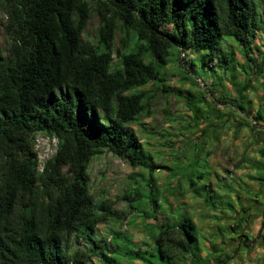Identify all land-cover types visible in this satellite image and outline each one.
<instances>
[{
    "label": "trees",
    "instance_id": "obj_1",
    "mask_svg": "<svg viewBox=\"0 0 264 264\" xmlns=\"http://www.w3.org/2000/svg\"><path fill=\"white\" fill-rule=\"evenodd\" d=\"M94 12L97 44L83 37ZM258 31L264 33V0H0V264H122L116 254L131 245L136 250L125 256L140 264H202L192 221L163 216L146 250L119 231L101 235L99 227L134 215L151 219L137 213L145 198L161 206L154 173L168 167L145 154L131 128L150 112L146 87L168 93L166 70L179 51L207 52L226 72L248 65L260 75ZM229 39L245 65L236 63L233 47L227 51ZM186 99L199 119V107ZM40 133L58 141L43 171L35 149ZM104 150L139 169L146 184L147 197L140 189L124 195L127 212L91 194L90 164ZM240 238L250 246L248 236Z\"/></svg>",
    "mask_w": 264,
    "mask_h": 264
},
{
    "label": "rangeland",
    "instance_id": "obj_2",
    "mask_svg": "<svg viewBox=\"0 0 264 264\" xmlns=\"http://www.w3.org/2000/svg\"><path fill=\"white\" fill-rule=\"evenodd\" d=\"M99 29V16L94 12L84 31V39L97 44ZM168 29L171 30V27ZM121 37L122 34L118 32L115 42L117 49L122 47ZM254 42V56L261 67L264 57L262 31H258ZM226 43L227 51L233 47L232 50L236 52V63L245 65L237 45L230 39ZM1 44L7 47L4 36L1 37ZM176 53L180 56L173 57L166 70L168 93H162L156 84L147 86L153 97L150 112L142 114L131 125L143 143L145 154L151 155L155 164L168 167L154 173L161 206L156 210L145 198L139 203L137 213L147 212L151 219L144 221L136 219V215L129 216L120 223L101 225L99 234L110 236L113 231H119L146 250L150 235L156 234L154 225L161 223L163 216L169 219L173 217L171 220L180 224L192 221L203 225L197 229L199 252L208 261L205 259L202 264H264V244H256L255 232L247 227L246 220L247 215H264V196L260 191L264 159L257 152L245 154L244 164L239 162L235 168L244 150L239 155L240 146L233 147L236 136L248 138V149L254 148L252 142L256 141L258 135L264 137V134H260L264 132V69L258 75L256 67L252 66L254 69H251L246 65V72H243L237 65L240 69L238 72L232 73L230 69L226 72L215 66L216 59L209 60L207 52L198 55L187 53L186 57L181 51ZM191 59H195L193 68L190 66ZM114 60L115 65L118 64L119 56L114 55ZM186 97L194 100L199 107V119H194V112L189 109ZM241 97L244 98L243 102L237 101ZM259 111L257 124L254 117ZM44 135L40 133L35 137L37 145L36 140L43 138L37 148L40 159L52 157L57 149V141L55 144L51 141L49 146ZM230 147H233L230 151L233 157L225 155L223 159L221 151H227ZM89 173L90 191L95 200L114 201L116 209L120 211L127 212L129 209L128 201L124 199L126 193L133 194L140 189L147 195L140 170L107 150L92 159ZM178 182L184 192L180 200L174 196ZM191 182H194V187L190 186ZM203 227L208 232L203 233ZM244 233L251 240L250 246L242 244L240 249L235 250L244 241L239 238ZM233 240L237 241L236 245L231 243ZM229 243L230 248L226 249L225 245ZM78 246L75 244L74 249ZM135 247L131 245L128 250L117 253L116 257L122 264H140V261L125 256L127 251H135ZM146 264L162 262L151 258L146 260Z\"/></svg>",
    "mask_w": 264,
    "mask_h": 264
},
{
    "label": "crops",
    "instance_id": "obj_3",
    "mask_svg": "<svg viewBox=\"0 0 264 264\" xmlns=\"http://www.w3.org/2000/svg\"><path fill=\"white\" fill-rule=\"evenodd\" d=\"M260 134H264V132L260 133ZM233 140H234L233 147L234 146H238V145L240 146L239 151H238L237 154H239V155L242 154L243 150H244V154L240 155L241 156V160L237 161V163L235 164V168H236V166L238 165L239 162L242 165L244 164V162L246 160L245 159L246 158L245 154H251V153L257 152L264 159V137H262V136L259 137V135L257 136L256 141L252 142L253 145H255L253 149L252 148L248 149V138L247 139H245V138L242 139L240 136H236V138L233 139ZM233 147H230L231 150L230 149L227 150V151H229L228 152L229 154H226L227 151H224V150H223L224 152L221 151V156L224 157L223 159H225L226 157H230V158L233 157V155H234V154H232L233 152L230 153V151H232ZM225 155H226V157H225ZM180 184L181 183H179V182L177 184H175L176 188H174V194H175L174 196H175L176 200H180V198L182 199L183 198L182 195H184V192L181 191ZM260 184H261L260 185V191L262 192V194L264 196V178L262 179ZM205 217L208 218L207 216H205ZM246 220L248 222V226L247 227L250 230L255 232V236H256L255 242H257L256 244H258V245L264 244V215H261V214H257L255 216H253V214L249 215V216L247 215V219ZM194 224L196 226V229H198L199 225H201V224H199V222L194 223ZM201 226H203V225H201ZM203 230H204L203 233L208 232L207 228L205 229L203 227ZM243 235L245 236L246 234L245 233L241 234L239 236V238L241 236H243ZM258 237H259V239H258ZM240 239L242 240L244 238H240ZM244 241H246V240L244 239ZM231 243L233 245H236L237 241L233 240ZM242 244H243V242L239 245L240 247H237L235 250L240 249ZM225 247H226V249H227V247L230 248V243L228 245L226 244Z\"/></svg>",
    "mask_w": 264,
    "mask_h": 264
},
{
    "label": "built area",
    "instance_id": "obj_4",
    "mask_svg": "<svg viewBox=\"0 0 264 264\" xmlns=\"http://www.w3.org/2000/svg\"><path fill=\"white\" fill-rule=\"evenodd\" d=\"M43 137H45V138L47 139L49 146H51V144H50L51 141H52V143H54V144H55V142L57 141L56 138H54V137H50V136H48V135H44ZM42 139H43V138H42ZM42 139H37V140H36V141L38 142V145L35 144V149H36V151H37V148L39 147V144H40V142H41ZM57 143H58V141H57ZM37 153H38V151H37ZM38 157H39V154H38ZM50 158H51V156H50L48 159H40V158L38 159L39 170H40V171H43L46 162H47Z\"/></svg>",
    "mask_w": 264,
    "mask_h": 264
}]
</instances>
